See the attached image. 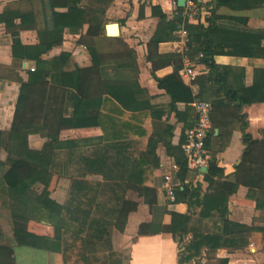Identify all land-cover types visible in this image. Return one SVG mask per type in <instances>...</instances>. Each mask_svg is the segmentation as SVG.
I'll return each instance as SVG.
<instances>
[{
    "label": "crops",
    "instance_id": "crops-1",
    "mask_svg": "<svg viewBox=\"0 0 264 264\" xmlns=\"http://www.w3.org/2000/svg\"><path fill=\"white\" fill-rule=\"evenodd\" d=\"M217 1L198 0L194 19L185 28H208L209 20L217 16L225 20L222 25L230 43L238 45L235 37L240 34L242 49L257 41L264 53V0H224L220 6ZM161 15L168 20L174 17L168 0H0V228L14 226L6 188L28 175L33 166L26 158L40 162L48 149L45 160L53 161L49 199L73 208L86 193L78 191L76 183L103 182L85 165L95 151L124 146L132 166L155 140L158 166L151 176L158 206L189 216V234L180 244L168 233L139 235L153 215L145 199L127 190L125 201L136 204L137 210L129 214L124 233L113 230L110 253L98 244L94 247L90 264H104L111 253L126 252L129 264H180V255L186 256L185 249L201 236H220V246L202 247L200 256L187 264H264V54L215 56L217 65L227 67L228 86L233 90L223 97L205 81L209 70L196 68L198 79L190 84L181 74L183 60L165 58L180 54L187 38L170 22L161 21ZM113 24L120 26L115 38L107 35ZM92 52L100 57V67L90 73ZM180 66L174 79L175 67ZM79 70L87 72L83 78L86 82L92 78L96 86L82 97L79 111L87 117L73 118L76 91L52 83L70 82ZM37 77L42 78L40 83ZM26 100L37 108L28 116L32 119L26 123L28 128L21 117ZM203 101L213 107L214 135L205 152L206 167L201 173L189 170L185 183L200 188L202 196L216 190L230 194L228 226L216 212L204 219L200 208L187 203L168 206L163 190L164 176L175 163L164 144L166 134L172 131L174 152L180 153L196 123L193 105ZM24 129L36 133L20 143L18 132ZM9 160L16 164L11 166ZM211 163L217 164L225 179L217 178L209 187L204 174ZM174 183L180 185L177 178ZM44 190L36 183L31 196L39 197ZM171 221L170 215L163 218L165 226ZM29 225L43 230L34 232ZM28 229L38 236H55L44 221L30 222ZM12 233L0 237V260L6 264H64L62 254L18 246ZM66 239L69 242V234ZM22 248L32 251L20 254Z\"/></svg>",
    "mask_w": 264,
    "mask_h": 264
},
{
    "label": "trees",
    "instance_id": "trees-1",
    "mask_svg": "<svg viewBox=\"0 0 264 264\" xmlns=\"http://www.w3.org/2000/svg\"><path fill=\"white\" fill-rule=\"evenodd\" d=\"M223 3L224 0H218L217 6ZM182 12V8L179 9V14L174 16L172 20H168L165 15H161L160 19L163 22H170L169 24L172 29L177 30L183 23ZM220 21L221 23H219ZM223 21L225 20L213 16L209 20L208 28L187 25L186 29L189 36L186 54L193 62L195 61V69L209 70V75L204 78L205 81L212 84L218 94L228 97L233 94V90L228 86L227 67L217 65L215 63V56L231 53L254 55H262L264 53L259 48L257 41H254V46L248 50L242 49L240 34L235 37L239 38L238 45L230 43L228 31L222 25ZM158 42L159 40L155 39V44ZM152 44H154V41ZM131 56L132 54L129 53L130 58H132ZM92 57L94 69L90 73L96 72L100 67L97 53L92 52ZM165 58L169 60H183V54H174ZM182 67H175L174 79H176V74L178 75ZM85 73L87 72L79 70L72 75L70 82L56 83L54 81L52 83L76 91L78 97L76 98L73 118L87 117L86 112L82 113L79 111L80 106L84 103L82 97L86 98L90 88L96 86L92 78L87 82L85 81L83 78ZM40 80L42 78L37 77L36 83H40ZM43 109L44 106H40L39 111ZM36 110L37 108L33 102L25 101L23 112L21 113V117L26 118L25 124L31 123L32 119L28 120V116ZM28 127L30 126L26 124V128ZM33 133L36 132L32 129L19 131L18 135L22 141L20 143L26 142L29 135ZM213 135L214 133L209 135L206 151L211 147L210 137ZM166 136L167 139L164 141V144L167 147L168 153L174 157L175 163L180 167V171L176 176L180 183L175 188L177 203H187L189 207L200 208L199 216L204 219L211 218L216 212L220 215L222 223L228 226L227 217L230 194L225 193V191L216 190L202 196L200 188L191 189L186 185L185 182L189 169L183 150L178 154L174 152V147L171 143L173 138L172 131H169ZM150 148L149 152L140 156L132 166L128 165L129 158L124 155V146L117 148L114 146L95 151L93 156L86 160L85 165L93 174L101 176L103 182L76 183L77 190H84L86 193L83 194L80 200H76L73 208L61 207L49 199L48 189L52 181L50 170L53 161L46 162L45 160L49 154L48 149L43 152L44 156L41 157L40 162L26 158V162H29L33 166L32 169L22 180H18L13 186L6 188L10 198V212L14 219L13 232L16 244L18 246L62 254L64 264H90V256L94 253V247L98 244L104 247L105 252L110 253L112 250L113 230L115 229L120 233H124L129 214L137 210L138 206L136 204L125 201L124 193L127 190L134 191L140 198L145 199L153 215L152 223L143 225L140 228L139 235L147 236L168 233L173 236L175 242L178 244L182 243L190 232L191 218L175 212L169 213L167 209L158 206L153 188V177L151 176L158 166L155 140H151ZM7 151L10 152V146L7 147ZM8 162L11 166L16 164V162L12 163L10 160ZM217 178L225 179V175L216 163H211L208 172L204 174V182L210 187L215 184ZM36 183L44 185L45 190L41 196L32 197V187ZM236 190L237 187L235 188ZM120 192L123 193L120 194ZM102 198L105 199L103 200ZM88 203L90 204L89 206H87ZM165 215H170L172 218L169 226L163 224ZM92 216H95L96 219L89 221ZM34 221L49 223L55 230V236L43 237L30 232L28 224ZM68 234L70 235L69 242L66 239V235ZM197 238L199 239L197 240ZM221 240L220 236L195 237L185 249L187 255H180V264H187L194 258L199 257L201 248L204 246L218 248ZM232 245L235 246L233 243ZM10 254L12 256V250H10ZM112 255L111 253L109 257ZM0 264L6 263L0 260ZM223 264H227V262H223Z\"/></svg>",
    "mask_w": 264,
    "mask_h": 264
},
{
    "label": "built area",
    "instance_id": "built-area-1",
    "mask_svg": "<svg viewBox=\"0 0 264 264\" xmlns=\"http://www.w3.org/2000/svg\"><path fill=\"white\" fill-rule=\"evenodd\" d=\"M180 1L181 0H168V5L173 16L178 15L179 9L182 8L179 6ZM197 2L198 0H185V7L182 8L183 12L181 13L183 23L177 29L187 38L186 44L181 52L183 54L184 63L181 74L190 84L196 83L198 74L195 70V63L186 54L188 32L185 28V24L194 19ZM32 71H35V69H32ZM193 108L196 113V123L194 128L187 133V142L183 147V154L187 161L188 169L201 173V169L206 167V143L213 130V107L209 102L203 101L195 103ZM179 171L180 167L174 163L170 171L164 176L163 190L165 192L167 205L170 207L177 204L176 185L174 182Z\"/></svg>",
    "mask_w": 264,
    "mask_h": 264
},
{
    "label": "rangeland",
    "instance_id": "rangeland-1",
    "mask_svg": "<svg viewBox=\"0 0 264 264\" xmlns=\"http://www.w3.org/2000/svg\"><path fill=\"white\" fill-rule=\"evenodd\" d=\"M0 207H2V202H1V200H0ZM1 211V210H0ZM5 211H6V213H7V215L9 214L10 215V212H9V210H4V213H5ZM8 225H10L11 226V224H8ZM29 226H31V227H29V229L30 230H32V231H36V230H43L42 229V227H38L37 225H29ZM13 227L11 228H9V227H5V228H0V237L1 236H9L10 234H13L12 232H13ZM7 231L9 232L8 234H7ZM2 232H3V235H1L2 234ZM37 234H41V233H39V232H37ZM43 234V233H42ZM8 238V237H7ZM0 241H1V239H0ZM21 249V248H20ZM23 250H20V251H18L20 254L21 253H25V255L28 253V252H31L32 251V249H28V248H22ZM19 250V249H18ZM26 250H28V251H26ZM104 262V264H129V253L128 252H126L125 254H122L121 256L120 255H117V254H113L112 256H108V258L106 259V260H104L103 261Z\"/></svg>",
    "mask_w": 264,
    "mask_h": 264
},
{
    "label": "water",
    "instance_id": "water-1",
    "mask_svg": "<svg viewBox=\"0 0 264 264\" xmlns=\"http://www.w3.org/2000/svg\"><path fill=\"white\" fill-rule=\"evenodd\" d=\"M179 6L180 7H185V0H181L179 2ZM120 26L119 24H113V25H110L108 28H107V35L109 37H112V38H115V37H118L120 35ZM207 171V168H204L203 172Z\"/></svg>",
    "mask_w": 264,
    "mask_h": 264
}]
</instances>
